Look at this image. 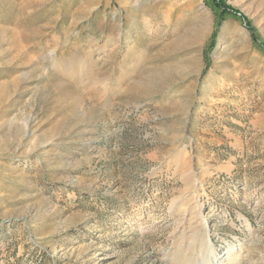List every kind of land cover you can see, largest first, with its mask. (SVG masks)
I'll use <instances>...</instances> for the list:
<instances>
[{"label": "rangeland", "instance_id": "obj_1", "mask_svg": "<svg viewBox=\"0 0 264 264\" xmlns=\"http://www.w3.org/2000/svg\"><path fill=\"white\" fill-rule=\"evenodd\" d=\"M209 255L264 264V0H0V264Z\"/></svg>", "mask_w": 264, "mask_h": 264}, {"label": "bare ground", "instance_id": "obj_2", "mask_svg": "<svg viewBox=\"0 0 264 264\" xmlns=\"http://www.w3.org/2000/svg\"><path fill=\"white\" fill-rule=\"evenodd\" d=\"M238 252L239 251H237L236 253L235 252H233L232 250H230V255H234V254H238ZM210 253H211V250H210ZM210 260H212V264H222V262H218V259L217 258H215V257H211L210 255H209V257H208ZM220 259V258H219ZM209 262V261H208ZM208 262H207V264H208Z\"/></svg>", "mask_w": 264, "mask_h": 264}]
</instances>
